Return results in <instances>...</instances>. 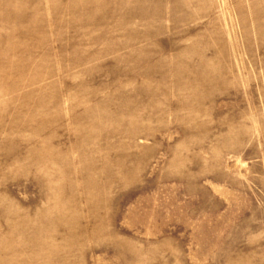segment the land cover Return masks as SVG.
I'll return each instance as SVG.
<instances>
[{
	"label": "rangeland",
	"instance_id": "1",
	"mask_svg": "<svg viewBox=\"0 0 264 264\" xmlns=\"http://www.w3.org/2000/svg\"><path fill=\"white\" fill-rule=\"evenodd\" d=\"M0 264H264V0H0Z\"/></svg>",
	"mask_w": 264,
	"mask_h": 264
}]
</instances>
